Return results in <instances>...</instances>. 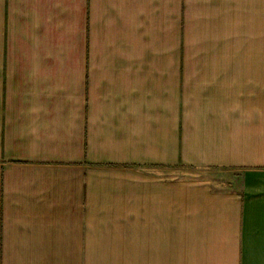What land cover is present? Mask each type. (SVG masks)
I'll use <instances>...</instances> for the list:
<instances>
[{"label":"crops","instance_id":"1","mask_svg":"<svg viewBox=\"0 0 264 264\" xmlns=\"http://www.w3.org/2000/svg\"><path fill=\"white\" fill-rule=\"evenodd\" d=\"M0 264H264V0H0Z\"/></svg>","mask_w":264,"mask_h":264},{"label":"rangeland","instance_id":"2","mask_svg":"<svg viewBox=\"0 0 264 264\" xmlns=\"http://www.w3.org/2000/svg\"><path fill=\"white\" fill-rule=\"evenodd\" d=\"M187 174L186 176L190 178H203V177H211L214 179H217L219 181H217L218 183H221V185L223 186V188H225L227 185L229 184L230 181L224 179V178H220L217 174H219L218 170H211V169H203V168H189L186 170ZM222 173V172H221Z\"/></svg>","mask_w":264,"mask_h":264}]
</instances>
